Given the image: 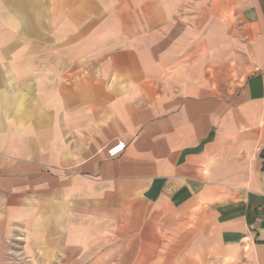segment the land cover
<instances>
[{
	"label": "crops",
	"instance_id": "obj_1",
	"mask_svg": "<svg viewBox=\"0 0 264 264\" xmlns=\"http://www.w3.org/2000/svg\"><path fill=\"white\" fill-rule=\"evenodd\" d=\"M14 248L264 264V0H0V264Z\"/></svg>",
	"mask_w": 264,
	"mask_h": 264
},
{
	"label": "built area",
	"instance_id": "obj_2",
	"mask_svg": "<svg viewBox=\"0 0 264 264\" xmlns=\"http://www.w3.org/2000/svg\"><path fill=\"white\" fill-rule=\"evenodd\" d=\"M126 150V144L118 143L108 150V156L110 158H117L122 155ZM20 248H14L7 253L8 264H29L30 259L20 252ZM17 254V255H15Z\"/></svg>",
	"mask_w": 264,
	"mask_h": 264
},
{
	"label": "rangeland",
	"instance_id": "obj_3",
	"mask_svg": "<svg viewBox=\"0 0 264 264\" xmlns=\"http://www.w3.org/2000/svg\"><path fill=\"white\" fill-rule=\"evenodd\" d=\"M228 261H225L222 257L215 258L211 260L209 264H230L229 259Z\"/></svg>",
	"mask_w": 264,
	"mask_h": 264
}]
</instances>
